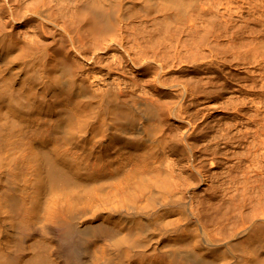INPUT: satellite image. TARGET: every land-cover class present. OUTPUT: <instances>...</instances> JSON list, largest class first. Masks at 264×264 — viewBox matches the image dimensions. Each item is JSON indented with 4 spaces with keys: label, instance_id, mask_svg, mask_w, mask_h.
Listing matches in <instances>:
<instances>
[{
    "label": "bare ground",
    "instance_id": "bare-ground-1",
    "mask_svg": "<svg viewBox=\"0 0 264 264\" xmlns=\"http://www.w3.org/2000/svg\"><path fill=\"white\" fill-rule=\"evenodd\" d=\"M204 5L0 0V264H264V0Z\"/></svg>",
    "mask_w": 264,
    "mask_h": 264
},
{
    "label": "rangeland",
    "instance_id": "rangeland-1",
    "mask_svg": "<svg viewBox=\"0 0 264 264\" xmlns=\"http://www.w3.org/2000/svg\"><path fill=\"white\" fill-rule=\"evenodd\" d=\"M234 1H237V0H234ZM202 3H206V6L204 5L205 8H207L208 5L213 4L212 8H211L212 13L208 12V17H210L211 15H218L219 17L222 18V16H224L226 14V8L228 6V0H202ZM237 5H238V3L233 4L234 10H237L236 9ZM197 9H198L197 7L192 9L190 14L197 15L198 14ZM18 26H20V25H18ZM18 26H16V27L9 26V28L12 31H17ZM213 49H214L215 54L212 53V56L208 57L204 61H212L213 62L212 65L214 68H220V64H221V62H223V61H221V59L223 60V57H222L223 55L221 53H216L217 49H215V48H213ZM109 60H112V58H109ZM88 62H90V61H88ZM71 66H72V71L75 72L76 66H74L73 64ZM127 68L129 69L130 67H127ZM168 69H172V68H167L166 70H168ZM97 71H99V69H97ZM132 75H134V74H132ZM127 84H129V86H127ZM127 84H123V88L125 86H126V88H124L121 91L120 96L126 97V96H130V95L134 94V95H138V96L147 98L151 102H153L158 107L159 110H161L162 103L157 101L156 97L153 95V92L157 89H156V87L153 86L152 83L142 82L138 85H136V84L133 85L132 83H127ZM123 91H125V93ZM190 99H191V97L188 98L187 103L190 102L189 101ZM219 103L220 102L214 101L210 105L209 112L214 113L215 115H217V117H222L223 112H219V109H218V107H219L218 105H220ZM202 221H205V219H202Z\"/></svg>",
    "mask_w": 264,
    "mask_h": 264
}]
</instances>
